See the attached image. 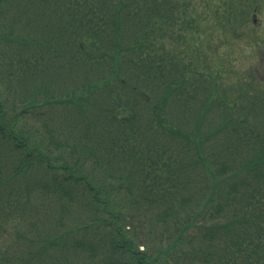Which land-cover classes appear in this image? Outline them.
Segmentation results:
<instances>
[{"label": "trees", "instance_id": "obj_1", "mask_svg": "<svg viewBox=\"0 0 264 264\" xmlns=\"http://www.w3.org/2000/svg\"><path fill=\"white\" fill-rule=\"evenodd\" d=\"M190 8L0 0V264H264V90Z\"/></svg>", "mask_w": 264, "mask_h": 264}, {"label": "rangeland", "instance_id": "obj_2", "mask_svg": "<svg viewBox=\"0 0 264 264\" xmlns=\"http://www.w3.org/2000/svg\"><path fill=\"white\" fill-rule=\"evenodd\" d=\"M190 3V27L185 36L192 38L188 49L195 56L198 49L208 59L211 69L220 71L223 83L231 89V93L259 89L264 90V0H236V5L243 8L237 10L228 0H185ZM209 1V2H208ZM247 2L252 6H247ZM210 6L220 10V26L216 27ZM244 3V7H242ZM256 4V5H255ZM256 9H255V8ZM240 17V21L232 23L234 17ZM186 21V23H187ZM185 22V21H184ZM234 26L236 28H234ZM240 32V39L227 37L230 34ZM191 40V39H190ZM170 42V41H169ZM171 45V43H170ZM187 50V49H186ZM186 52V51H185ZM247 84V86H246ZM249 87V88H248ZM3 90V89H1ZM246 90V89H245ZM241 91V92H242ZM245 92V91H244ZM248 92V91H247ZM243 93V92H242ZM246 100L239 101L238 105H244ZM12 230H7L11 232Z\"/></svg>", "mask_w": 264, "mask_h": 264}, {"label": "flooded vegetation", "instance_id": "obj_3", "mask_svg": "<svg viewBox=\"0 0 264 264\" xmlns=\"http://www.w3.org/2000/svg\"><path fill=\"white\" fill-rule=\"evenodd\" d=\"M262 1V0H261ZM256 5V4H255ZM255 8V7H254ZM256 9V8H255Z\"/></svg>", "mask_w": 264, "mask_h": 264}]
</instances>
